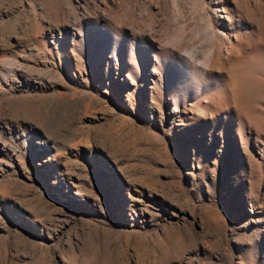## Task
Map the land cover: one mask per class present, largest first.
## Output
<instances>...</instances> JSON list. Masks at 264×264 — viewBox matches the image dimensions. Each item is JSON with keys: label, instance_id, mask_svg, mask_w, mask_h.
Instances as JSON below:
<instances>
[{"label": "rangeland", "instance_id": "obj_1", "mask_svg": "<svg viewBox=\"0 0 264 264\" xmlns=\"http://www.w3.org/2000/svg\"><path fill=\"white\" fill-rule=\"evenodd\" d=\"M0 264H264V0H0Z\"/></svg>", "mask_w": 264, "mask_h": 264}]
</instances>
